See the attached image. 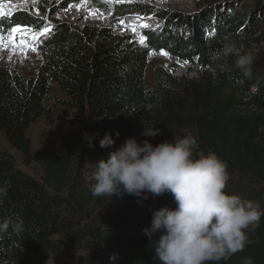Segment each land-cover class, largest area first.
I'll use <instances>...</instances> for the list:
<instances>
[{
  "label": "trees",
  "instance_id": "trees-1",
  "mask_svg": "<svg viewBox=\"0 0 264 264\" xmlns=\"http://www.w3.org/2000/svg\"><path fill=\"white\" fill-rule=\"evenodd\" d=\"M54 5L1 15L0 32L43 27L49 9L64 8ZM117 13L182 31L144 32L137 48L106 28L56 22L36 74L0 66V132L38 170L0 149V264L49 254L79 264H264V51L231 54L242 21L220 10L196 20L132 2ZM161 51L204 69L188 78L157 65L149 87V57ZM54 85L75 111L62 118L74 130L57 150L33 152L27 132L51 112Z\"/></svg>",
  "mask_w": 264,
  "mask_h": 264
},
{
  "label": "rangeland",
  "instance_id": "rangeland-1",
  "mask_svg": "<svg viewBox=\"0 0 264 264\" xmlns=\"http://www.w3.org/2000/svg\"><path fill=\"white\" fill-rule=\"evenodd\" d=\"M49 1L55 3L54 6L64 8L57 11L54 15L51 14L53 9H49L50 17L46 18L43 27L25 25L13 28L14 33L12 30L8 31V29L0 32V66L16 68L25 76L36 74L43 59L41 49L45 46V43L53 38L56 22L73 28H79L85 25H96L106 28L114 34L127 37L128 44H132L137 48H143L145 46L146 35L144 32L152 31L158 34L162 31L181 33V28L177 26L172 27L166 20L156 18L151 20L147 18L144 22L142 17L136 18L137 22L143 21L142 25H139V31L136 33L133 29L136 23L133 19H135L134 16L136 15L134 13H117L118 4L132 2L148 5L149 8H162L185 18L194 17L196 20L212 11L216 12L220 10L221 13L226 12L228 15H231L230 17L232 19L242 21L241 25L235 30V37L240 41V44L233 46L229 52L233 55H240L264 51V0H191L189 8L186 10L180 7L170 6L158 0ZM40 2L41 0H17L7 3L2 8L0 7V16H9L10 13L13 14L16 10L23 7L30 9L37 8ZM96 6H99L101 10ZM69 9L75 10L76 15L65 17L63 14ZM84 11H87L89 16L83 19L81 14ZM254 11H258L259 15L263 18V22L253 23ZM237 12H239V17L232 16L237 14ZM93 14L94 16H92ZM95 16L97 17L95 18ZM217 18L218 16L215 15L213 22L217 23ZM132 22H134L133 25L131 24ZM152 22L156 23V28H151ZM249 31L250 35L248 34ZM214 32L215 28L209 29L206 32V39ZM185 34L190 37L194 35L193 27L187 26L184 28V36ZM247 41H249L248 44L243 43ZM157 65H163L175 75L188 78L197 77L199 72L204 69L195 59H182L167 51L152 52L146 68V82L149 87L154 86L153 73ZM53 97L56 101L52 104L51 112L43 115L28 129L27 135L31 141V149L33 152L46 146L57 150L61 137L72 133L74 130L73 126L62 119L75 113L71 107L65 104V101L68 99L67 94L54 85ZM0 149L9 151L15 158L19 168L28 174L38 175V170L34 165L28 166L24 164L22 154L11 146L3 131L0 132ZM38 264H79V259L78 256L56 257L53 254H49L42 258Z\"/></svg>",
  "mask_w": 264,
  "mask_h": 264
},
{
  "label": "bare ground",
  "instance_id": "bare-ground-1",
  "mask_svg": "<svg viewBox=\"0 0 264 264\" xmlns=\"http://www.w3.org/2000/svg\"><path fill=\"white\" fill-rule=\"evenodd\" d=\"M17 0H1L0 1V7L2 8L3 6H5L7 3H10V2H15ZM146 1V0H145ZM147 1H153V0H147ZM158 1H162L170 6H173V7H180L184 10L188 9L189 8V5H190V1L191 0H158ZM65 17H71V16H75L76 15V12L75 10L73 9H69V10H66V12L63 14ZM81 16H83V19L84 17L86 16H89L88 12L87 11H84ZM94 16V14L92 15ZM97 16H95L96 18ZM93 18V17H92ZM143 21H140V22H137L135 23V26L133 27L134 31L137 33V31H139V28L140 26L142 25ZM132 25L134 24V22L131 23ZM140 25V26H139ZM151 28H156V23L155 22H152L151 24Z\"/></svg>",
  "mask_w": 264,
  "mask_h": 264
}]
</instances>
